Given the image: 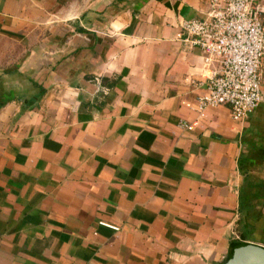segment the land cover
Listing matches in <instances>:
<instances>
[{"label": "crops", "instance_id": "obj_1", "mask_svg": "<svg viewBox=\"0 0 264 264\" xmlns=\"http://www.w3.org/2000/svg\"><path fill=\"white\" fill-rule=\"evenodd\" d=\"M208 9L0 0V264H222L235 243L264 247V58L243 121L197 110L210 70L181 24Z\"/></svg>", "mask_w": 264, "mask_h": 264}, {"label": "built area", "instance_id": "obj_2", "mask_svg": "<svg viewBox=\"0 0 264 264\" xmlns=\"http://www.w3.org/2000/svg\"><path fill=\"white\" fill-rule=\"evenodd\" d=\"M261 13L256 0H209L203 18L183 20L184 39L199 47L210 70L195 99L197 110L226 104L231 117L243 121L258 106L264 58Z\"/></svg>", "mask_w": 264, "mask_h": 264}, {"label": "water", "instance_id": "obj_3", "mask_svg": "<svg viewBox=\"0 0 264 264\" xmlns=\"http://www.w3.org/2000/svg\"><path fill=\"white\" fill-rule=\"evenodd\" d=\"M222 264H264V247L248 243H235L232 253Z\"/></svg>", "mask_w": 264, "mask_h": 264}]
</instances>
